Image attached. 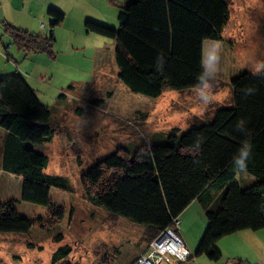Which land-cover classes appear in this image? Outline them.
<instances>
[{"label": "trees", "instance_id": "trees-1", "mask_svg": "<svg viewBox=\"0 0 264 264\" xmlns=\"http://www.w3.org/2000/svg\"><path fill=\"white\" fill-rule=\"evenodd\" d=\"M47 12L53 18L51 25L63 19V12L53 6ZM228 17L226 0H124L117 28L91 20H85V27L115 41L117 77L130 91L158 97L165 89L183 92L194 88L201 71L203 42L223 41ZM3 30L18 50L52 56V34L38 35L7 22ZM160 54L165 64L157 71ZM230 83L231 105L216 109L210 119L195 117L185 131L172 128L157 141L139 145L131 155L118 147L97 160L81 176L86 198L112 217L141 225L146 242L198 199L208 225L188 259L204 255L217 261L222 257L215 245L220 238L243 229L264 228V75L242 71ZM77 86L71 84L68 91L73 93ZM249 87L255 92L245 96L243 90ZM105 98H89L88 103L101 107ZM76 112L80 113V108ZM241 121L252 133L253 154L246 172L256 181L247 187L236 182L231 163L244 139L236 128ZM0 128L5 131L0 134V168L22 177L20 200L43 205L51 214L61 216L50 189L66 190V180L43 172L48 157L34 144L42 145L66 128L21 74L0 77ZM197 138L202 143L193 156ZM213 190L220 195L210 206ZM18 201L0 202V232L26 233L35 223L18 213ZM70 251L68 245L59 247L51 263L69 264ZM233 264L259 263L236 259Z\"/></svg>", "mask_w": 264, "mask_h": 264}, {"label": "rangeland", "instance_id": "rangeland-1", "mask_svg": "<svg viewBox=\"0 0 264 264\" xmlns=\"http://www.w3.org/2000/svg\"><path fill=\"white\" fill-rule=\"evenodd\" d=\"M226 1L229 17L222 30L223 41L215 40L222 47L215 100L207 106L200 104L194 88L183 92L165 89L158 97H148L130 91L118 80L114 41L86 32L84 22L117 28V14L124 0H40L41 4L32 6L38 14L35 25L40 33L50 29L53 18L47 12L49 7L60 8L66 14V21L53 32L57 57L48 60L49 72L43 79H37L36 73L46 62L28 65L27 60L22 63V55L17 63L0 61V77H26L39 100L65 126L50 142L34 144V148L48 157L43 172L64 177L67 188L50 189V198L61 210V216H56L43 205L20 200L22 177L0 169V202L19 200L18 213L35 222L26 233L0 232V264H52L53 252L64 245L71 248L69 264H129L145 249L143 227L121 216L112 217L90 202L81 176L118 147L131 155L139 145L157 141L172 128L185 131L193 118L210 119L216 109L231 105V77L242 71L252 73L255 63L264 60V0ZM31 32L40 34L39 30ZM208 41H204L203 48ZM8 44L9 37L1 25L0 48L5 47L16 58L17 48H9ZM71 84L78 85L73 93L68 89ZM62 93L65 95L60 96ZM94 97H106L105 105H90L88 99ZM77 108L81 113L76 112ZM251 178L247 172L239 173L236 182L243 185L239 179L244 182ZM258 232L261 245L245 240L242 233H232L215 244L221 247L219 260L200 255L206 263H197L194 260L198 257H193L187 264H233L236 259L246 258L264 264V228Z\"/></svg>", "mask_w": 264, "mask_h": 264}, {"label": "crops", "instance_id": "crops-1", "mask_svg": "<svg viewBox=\"0 0 264 264\" xmlns=\"http://www.w3.org/2000/svg\"><path fill=\"white\" fill-rule=\"evenodd\" d=\"M39 2H40V0H1V2H0V26L2 25V28H3V23L7 22L13 26H16V27L22 28V29H26L30 32H31V30L32 31L39 30V33H40L41 32L40 29H38V27L35 25V18H36V15H38V14L35 15L34 9H32V6L34 4H37V5L41 4ZM57 9L60 10L61 12H63L60 8H57ZM40 10H41V8H40ZM63 14H64L63 19L60 22H58L55 25H51V23L53 21V19H52V21L49 23L50 29H46L45 33H40L38 35L47 36L49 34H52L54 37V40H55V36L53 33L55 27L56 26L60 27V25H63V23L66 21V14L64 12H63ZM84 24H85V22H84ZM41 27H44V25L41 24ZM49 30H50V33L48 34ZM3 32H4V30H3ZM86 32H88V31L86 30ZM8 37H9L8 47L12 48V46L14 47L15 44L13 42H11V44H10L11 38L9 35H8ZM54 43H55V41H54ZM114 43H115V41H114ZM1 46H4L3 43L1 44ZM114 47H115V45H114ZM45 53L46 52L24 53V52L17 49V52H15L16 58H14L8 53V50L5 47H2V48H0V61H3L5 63L6 60L8 62L10 60L14 63H17L16 60H18L21 57V55L23 56V62L22 63H24V61L27 60L26 62L28 63V65L29 64H37L38 62L41 63V62L45 61L46 62L45 66H43L42 69L38 73H36L37 79H43L44 77H47L48 72H49V66L47 64L48 60H50V59L55 60L57 57V55H56L57 53L55 54L53 47H52V56H50V55L46 56L47 53L46 54ZM27 54H29V56ZM5 57H6V59H5ZM115 65H116V63H115ZM117 70H116V76H117ZM25 74H28L29 76H31L33 78V75H31L30 72L29 73L25 72ZM24 78L27 81L26 77H24ZM27 83L36 93L35 89L29 84L28 81H27ZM60 114H61V112H60ZM53 115H54V111H53ZM0 134H5V131L1 128H0ZM52 139H53V137H52ZM50 141H47L43 144L45 145ZM0 157H1V150H0ZM1 171H2V169H1ZM239 181L241 182V184H243L242 187H247L250 184L254 183L256 181V178L253 176V178H251V179H245L244 182H242L240 179H239ZM211 195H212V197H211L212 202L209 203L210 206L213 205L215 198H217V199L219 198L220 194L215 193V191L213 190L211 192ZM179 219H180V222H179V226L177 228V233L181 237V239L184 242V244L186 245V247L189 249L191 255H193L195 253L196 248L199 244V241L201 240L203 233H204V231L208 225V220L206 218L204 207L201 204V202L198 199H193L180 213ZM260 230L261 229L251 230L252 232H249L250 230L243 229V230H240V231H237L234 233H242L241 237L244 238L245 240H247V241L248 240L249 241L254 240L255 244L261 245L262 244V242H261L262 240L260 237L261 232H258ZM231 240H235V238H231ZM148 244H149V242H147L145 249L144 250L142 249L141 251H139L129 262H131L138 254L146 251ZM219 247L220 246H218V248ZM170 260L166 259L161 264H176V263H178V262H175L173 259H170ZM245 260L249 261V259H247V258ZM188 261H190V259L182 261L179 264H187ZM194 261L197 263L198 262L199 263H206V262H204V260H201V258H199V257L196 258ZM249 262L250 263H258V262H251V261H249Z\"/></svg>", "mask_w": 264, "mask_h": 264}, {"label": "clouds", "instance_id": "clouds-1", "mask_svg": "<svg viewBox=\"0 0 264 264\" xmlns=\"http://www.w3.org/2000/svg\"><path fill=\"white\" fill-rule=\"evenodd\" d=\"M222 47L219 41L209 40L202 50L201 56V71L196 77V84L194 92L201 105L207 106L214 102V90L217 86L216 81L220 70ZM165 64V57L160 54L156 58L157 71L163 70ZM253 75H264V60H258L253 69ZM244 95H252L255 92L254 88H246L243 90ZM237 131L241 132L244 139L241 141L236 153L232 157V166L237 174L247 171L248 163L252 158L253 144L251 142L252 133L246 128L243 121L239 122L236 126ZM202 139L197 138L192 147L193 156L197 155L200 151ZM198 163V160H194Z\"/></svg>", "mask_w": 264, "mask_h": 264}, {"label": "built area", "instance_id": "built-area-1", "mask_svg": "<svg viewBox=\"0 0 264 264\" xmlns=\"http://www.w3.org/2000/svg\"><path fill=\"white\" fill-rule=\"evenodd\" d=\"M179 222V216L172 218L171 225L163 228L149 242L146 251L138 254L129 264H161L166 259L175 262L187 260L191 253L177 233Z\"/></svg>", "mask_w": 264, "mask_h": 264}]
</instances>
